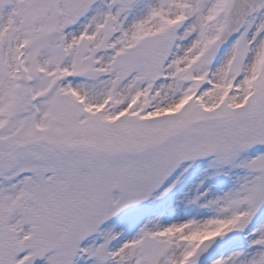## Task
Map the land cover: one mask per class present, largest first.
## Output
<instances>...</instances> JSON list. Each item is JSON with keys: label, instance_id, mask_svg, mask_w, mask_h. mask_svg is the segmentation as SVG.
<instances>
[{"label": "snow or ice", "instance_id": "1", "mask_svg": "<svg viewBox=\"0 0 264 264\" xmlns=\"http://www.w3.org/2000/svg\"><path fill=\"white\" fill-rule=\"evenodd\" d=\"M0 264H264V0H0Z\"/></svg>", "mask_w": 264, "mask_h": 264}]
</instances>
